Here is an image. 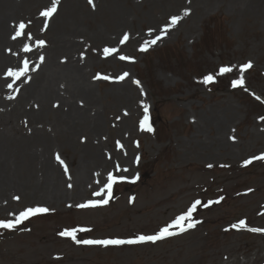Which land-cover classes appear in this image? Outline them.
<instances>
[{
	"label": "rangeland",
	"instance_id": "obj_1",
	"mask_svg": "<svg viewBox=\"0 0 264 264\" xmlns=\"http://www.w3.org/2000/svg\"><path fill=\"white\" fill-rule=\"evenodd\" d=\"M112 2L111 10L110 0H59L55 13L45 18L41 13L53 0H13L14 24L26 25L17 46L35 49L36 61H27L28 71L5 95L0 139L17 137L19 130L31 135L34 127L53 136L44 125L54 118L52 113L44 112L42 122L30 124L41 103L23 99V90L51 65L48 53L57 48V36L67 30L63 26L74 24L79 45L69 60L87 76L93 100L89 115L101 134L99 149L106 159L113 155L114 167L128 156L130 170L116 176L125 179L113 184L108 203L94 208L76 207L88 202L81 198L31 206L28 196L7 192L8 197L0 188V221H15L28 208L50 209L15 228H0V264H264V233L232 227L244 220L249 228L264 229V160L252 159L264 154V16L237 9L229 0ZM118 9L124 13L121 38L127 34L129 39L105 56L101 37L116 27ZM180 13L186 23L169 29L171 18ZM248 62L252 67L241 72ZM222 67L232 71L220 75ZM209 74L214 82L205 85ZM241 77L243 86L233 87ZM145 106L151 132L140 128ZM82 132L87 130L72 138L76 144L54 140L50 145L67 175L80 158L76 145L86 139ZM107 196L104 189L91 201ZM196 200L201 204L192 217L200 223L155 243L105 247L59 235L74 228L88 229L76 232L78 240L153 235Z\"/></svg>",
	"mask_w": 264,
	"mask_h": 264
},
{
	"label": "bare ground",
	"instance_id": "obj_2",
	"mask_svg": "<svg viewBox=\"0 0 264 264\" xmlns=\"http://www.w3.org/2000/svg\"><path fill=\"white\" fill-rule=\"evenodd\" d=\"M112 1L110 0L108 5L111 10L114 5ZM229 1L237 9L251 10L264 16V0ZM117 4L119 5V0ZM13 11V0H0V109L8 105L5 95L15 90L13 83L19 80L13 82L12 77L6 76L8 70L23 69L24 61L31 59L36 61L35 49L22 51L17 46L18 37L13 39L17 29L13 21ZM115 16L117 28L104 33L101 38L107 47L119 49L123 48L120 41L125 32L123 10L118 9ZM175 16H180L181 19L169 29L186 23L183 14ZM63 27L67 30L57 36L55 40L57 48L48 53L51 65L38 74L39 80L23 90V99L35 98L41 103L39 116L30 124L42 122L44 112L48 115L52 113L54 118L44 125L50 126L53 136L51 132L46 130L40 132L34 127L31 135L19 130L17 137L14 135L0 139V188L5 189L8 197L10 195L7 192H12L13 196L16 192L28 196L31 206L72 203L77 198L84 201L96 200L102 194L101 190L107 182L109 173L118 176L130 170L128 156L121 159L122 163L118 164L119 166L114 167L113 155L106 159L99 149L102 143L101 134L97 122L89 115L93 100L87 86V76L82 67H76L72 58L69 60V53L73 47L79 45L75 39L77 26L71 24L70 28L69 25ZM165 34L167 35V31ZM58 50L62 52L54 56ZM8 84H12V87L9 88ZM82 128L87 132H82L86 136L85 141L79 140L78 146L76 145L80 158L74 162L73 169L67 175L55 159L50 145L54 140L75 143L73 139L77 138ZM82 143L86 144L80 145ZM226 145L224 141L219 143L223 148ZM125 169L127 171H124ZM97 192L101 194L94 195Z\"/></svg>",
	"mask_w": 264,
	"mask_h": 264
},
{
	"label": "snow or ice",
	"instance_id": "obj_3",
	"mask_svg": "<svg viewBox=\"0 0 264 264\" xmlns=\"http://www.w3.org/2000/svg\"><path fill=\"white\" fill-rule=\"evenodd\" d=\"M59 2V0H53V4L50 8H48L47 10L43 11L41 13L42 16H44L45 18H49L53 15V13H55V11L57 10V3ZM89 3H92V0H89ZM189 14V10L185 9L184 10V15H188ZM181 19L180 16H174L171 18V25L170 26H174L175 24H177L179 22V20ZM47 23V21H45V24ZM26 25L21 22L19 25H17V29L15 31V36L13 37V39H15L16 37H19L23 34V30L25 29ZM169 26H166L164 31H167V28ZM31 38V36L29 35V39ZM129 39L128 35L125 34L123 39L120 41L121 44L125 43L127 40ZM159 39H161V36H157L155 37V39L146 42V44L144 46L141 47L140 51H147V45L148 44H155ZM41 46H43L44 41H39L38 42ZM24 51H30L31 49L25 45ZM118 51V49L115 48H105L104 49V55L108 56V55H112L113 53H116ZM121 60H128L131 59L129 57L126 56H120L119 57ZM252 67V63L248 62L244 65L241 66V72L246 71L247 69H250ZM28 71V63L27 61H24V67L23 69H19V70H12L9 69L8 72L5 74L8 77H12L13 78V82H15V80L20 79L21 76H23L25 74V72ZM232 71L231 68L229 67H222L219 70V74H225L227 72ZM127 74L125 73L124 76H126ZM124 76L119 77V79H123ZM99 78V77H98ZM104 79H107V77H103ZM205 85L210 84L212 82H214V76L209 74L207 76H205L203 78L202 81ZM134 83H139L138 81H134ZM244 84V80L243 77H241L239 80H234L232 82V86L233 87H242ZM8 87L11 88L12 84H8ZM12 98V97H9ZM257 99H259V97H257ZM144 118L141 120L140 122V128L141 130H145V131H152L151 126L148 124V108L147 106L144 107ZM261 119H264V117H262ZM232 139H235L234 137ZM252 159H261L264 160V154L258 156V157H253ZM252 159L250 160H246L244 161L245 165H248L252 162ZM57 160H60V157L57 156ZM61 164H63V161H60ZM209 167H211V165H209ZM119 171V169H117ZM124 171H127V169H125ZM65 172H67V167L65 166ZM119 180H123L125 179L124 177H119L117 178L116 176H114L112 173L108 174L107 177V183L104 185V189H107L108 192V196L105 199L99 200V201H88L86 203L83 204H79L76 205V207L78 208H94L100 205H106L109 201V199H111V189L113 184L117 183V181ZM134 182V180H133ZM69 187H71V185H69ZM104 189H102L101 191H103ZM101 193L97 192L94 193V195L99 196ZM15 199H19V197H15ZM219 201H216L215 203H218ZM201 204V201L196 200L192 203V205L187 209L186 212L182 213L181 215L177 216L173 221H171L168 225L162 227L157 233L153 234V235H139L136 236L134 239H104V240H78L76 237V232L80 231V232H84V231H88V229L85 228H80V229H71V230H64L61 231L59 233L60 236L62 237H68L71 238L75 243L77 244H85V245H100V246H109V245H132V244H141V243H146V242H152L155 243L161 239H164L166 237H170L173 235H178L180 233H183L185 231H187L189 228H195L196 225L198 223H200V221L194 220L192 217L193 212L196 210L197 206ZM204 207H207L208 205H203ZM50 209L46 208V207H35V208H28L25 211L21 212L18 216H16L15 221H8V222H4V221H0V228H5V229H12L15 228L16 225L22 223L24 220L29 219L31 216H35L37 214H42V213H47L49 212ZM233 228L235 229H245L247 231H251V232H261L264 233V229L261 228H249L246 224V222L244 220L239 221L238 224H234L232 225ZM172 229H178V231H173Z\"/></svg>",
	"mask_w": 264,
	"mask_h": 264
}]
</instances>
